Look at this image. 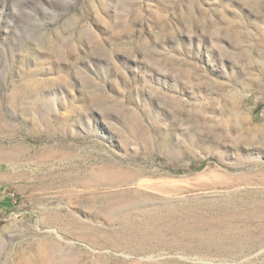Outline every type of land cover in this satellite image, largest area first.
I'll return each mask as SVG.
<instances>
[{"label": "rangeland", "instance_id": "374dc122", "mask_svg": "<svg viewBox=\"0 0 264 264\" xmlns=\"http://www.w3.org/2000/svg\"><path fill=\"white\" fill-rule=\"evenodd\" d=\"M0 264H264V0H0Z\"/></svg>", "mask_w": 264, "mask_h": 264}]
</instances>
